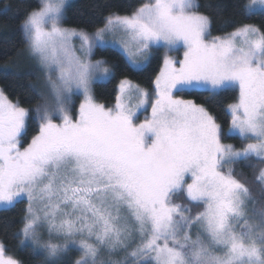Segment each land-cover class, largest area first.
Instances as JSON below:
<instances>
[{"label":"snow or ice","instance_id":"1","mask_svg":"<svg viewBox=\"0 0 264 264\" xmlns=\"http://www.w3.org/2000/svg\"><path fill=\"white\" fill-rule=\"evenodd\" d=\"M68 6L37 0L18 25L41 102L22 107L0 88V210L25 204L17 249L38 264H66L73 252V264H264V24L232 22L213 36L197 0H144L88 31L64 26ZM234 7L264 17V0ZM97 50L122 57L125 70L158 57L162 66L151 89L121 78L107 107L93 84L111 82L116 65L93 60ZM233 88L226 131L205 104L183 98ZM29 122L37 131L25 146ZM238 164L256 169L259 198ZM8 251L0 240V264H24Z\"/></svg>","mask_w":264,"mask_h":264},{"label":"trees","instance_id":"2","mask_svg":"<svg viewBox=\"0 0 264 264\" xmlns=\"http://www.w3.org/2000/svg\"><path fill=\"white\" fill-rule=\"evenodd\" d=\"M144 0H76L67 8L65 25L68 27L86 28L88 31L94 30V26H102L103 17L109 12L116 11L120 14H127L134 6H138ZM201 5L200 12L208 15L212 20V35H224L233 30V23H250L257 26L264 24V17L254 16L245 19L238 16L235 5L249 0H197ZM37 0H0V9L4 5H10L11 12L8 15H0V70L9 69L13 75L4 77L0 74V88L4 89L5 95L12 102H19L20 106L31 109L39 104L40 98L33 94L29 85L37 83L38 73L32 69L31 64L24 62L27 46L23 43L18 25L25 13L35 7ZM94 59H106L110 64L116 65V77L109 83H97L94 85V95L96 100L106 106L115 103L116 87L121 78L127 76L141 87L151 89V81L158 74L162 66V60L158 57L153 59L143 72L125 70L124 59L113 54L111 50H97ZM25 63V64H24ZM185 99H196L198 103L205 104L206 107L218 118L225 131L230 124V115L227 107L238 99V91L231 89L217 96L213 100L204 97L184 96ZM37 127L34 122H29L24 137L25 145L30 142L31 137L36 134ZM232 143L237 148L241 146L238 137H229L223 140ZM257 167H260L259 165ZM236 174L242 180L249 182L253 187L254 195L259 198V189L251 185L254 168L244 164L233 165ZM243 173L241 176L240 174ZM177 202H180L179 200ZM25 204H17L9 211L0 210V240L5 241L8 248V255L23 260L24 264H38L36 258L25 251L17 249L18 241L13 238L23 216L22 209ZM78 258V254L71 253L66 258V264H73Z\"/></svg>","mask_w":264,"mask_h":264},{"label":"rangeland","instance_id":"3","mask_svg":"<svg viewBox=\"0 0 264 264\" xmlns=\"http://www.w3.org/2000/svg\"><path fill=\"white\" fill-rule=\"evenodd\" d=\"M76 0H69V6L72 4V3H74ZM68 6V7H69ZM64 26L65 27H68V26H66L65 25V23H64ZM172 55H174V56H176L177 58H182V50L180 51V52H178V53H172ZM26 57H25V59L26 60H24V62L26 63V61H28L30 64H31V66H32V69H34L35 71H37V69H36V64H35V62L30 58V56H29V54H28V51L26 50V55H25ZM92 59L93 60H95L94 59V57H92ZM24 63V64H25ZM37 73H38V71H37ZM38 75H39V73H38ZM40 82H43V77H41V80H40ZM97 84V83H96ZM94 85L95 84H93V94H94ZM233 89H236V88H233ZM237 91H238V89H236ZM238 95H239V92H238ZM94 97H95V95H94ZM80 99L82 100V97H80ZM95 100H96V98H95ZM96 102L97 103H99L97 100H96ZM78 103H79V101H77V105H78ZM235 103V102H234ZM101 104V103H100ZM114 105V104H113ZM113 105H111V106H113ZM106 106V105H105ZM111 106H107V107H111ZM138 115H139V122H142L143 120H144V118L146 117V116H150V108L148 109V111L147 112H140V113H138ZM28 126V125H27ZM27 130V129H26ZM224 142V141H223ZM249 142H251V141H249ZM224 143H227V144H232V143H228V142H224ZM26 146V145H25ZM75 253V252H74ZM76 254H78V253H76ZM122 258V256H114L113 257V259H121ZM78 259V258H77ZM99 259H101V260H107L108 259V257H107V255L106 254H102L100 257H99Z\"/></svg>","mask_w":264,"mask_h":264}]
</instances>
